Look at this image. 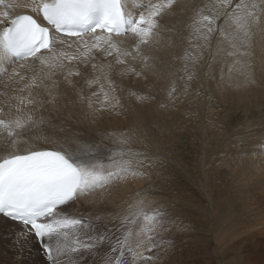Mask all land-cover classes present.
<instances>
[{"label":"snow or ice","instance_id":"1","mask_svg":"<svg viewBox=\"0 0 264 264\" xmlns=\"http://www.w3.org/2000/svg\"><path fill=\"white\" fill-rule=\"evenodd\" d=\"M4 4L5 0H0V5ZM18 7L30 14L16 12ZM256 8V0H149L135 12L126 9L124 0H22L5 6L0 12V61L10 60L17 67L9 74L0 64V77L7 75L11 82L5 84L11 94L0 92V217L16 227L13 245L20 253L34 238L48 264H80L86 253L105 244L103 264H159L160 253H166L171 244L166 247L157 239L167 214L154 208L152 202L143 198L134 201L120 215L118 225L99 233L91 223L69 217L62 208L97 190L103 198L107 186L114 182L146 175L133 167V161L137 166L143 164L136 159L143 154L121 148L103 156L75 138L48 137L41 128L44 117L34 114L44 103L57 107L61 83L72 89L76 96L73 103H86L93 115L123 107L115 95L111 73L123 66L121 76L146 79L145 74L153 70L149 61L156 59L150 52L161 40V20L191 9L185 27L190 44L195 40L192 46L197 52L185 50L180 58L185 75L169 74L173 79L167 91L168 103L160 105L174 106L196 75L202 58L199 53L209 48L217 35V53L227 57L247 45L256 23ZM121 36L130 37L132 44L125 47L118 39ZM129 61L142 62L140 70ZM89 65L97 73L94 78L88 74ZM231 72L229 67V83ZM57 73L62 74V81L53 79ZM76 78L90 90L93 85L99 88L85 95ZM39 89L47 93V101L40 97ZM129 94L138 103L154 99L136 91ZM41 141L54 146L37 147ZM118 142L128 144L131 138L121 134Z\"/></svg>","mask_w":264,"mask_h":264},{"label":"bare ground","instance_id":"2","mask_svg":"<svg viewBox=\"0 0 264 264\" xmlns=\"http://www.w3.org/2000/svg\"><path fill=\"white\" fill-rule=\"evenodd\" d=\"M148 2L149 0H124L126 9L131 12H135L141 5H147ZM151 2L163 3L165 0H151ZM194 2L200 3L201 0H194ZM205 2H207V0H205ZM246 2H248V0H246ZM9 3H22V0H5V4L0 5V12H2ZM256 3V23L250 29L247 45L240 51H237L234 56L227 57L224 53H217V40L220 39L219 35H217V38L212 40L211 46L204 49L202 53H199L202 58L196 65V75L192 80L188 81L187 93H181L174 106L162 108L160 105L161 103H168L167 91L173 79L169 74L175 73L176 77L185 75L182 70L183 61L180 59L185 50L187 49L193 53L197 52V49L192 46L195 44V40L190 44L188 40V31L185 27L188 17L191 14V9L184 13L177 11L175 15H165L161 20V24L163 25L160 33L161 40L150 52V55L156 57V59L149 61L153 70L145 74L146 79L134 75L121 76L119 72L123 66H117L111 73L110 79L114 82L117 89L115 95L121 98L123 107L115 110L109 109L106 113L99 112L93 115L89 112L86 103H73L76 100V96L72 89L66 88V86L61 83L59 89L61 95L57 99V107L54 109L53 105L44 103L43 106L37 107L34 114L36 118L43 116L45 119V123L41 125L43 134L48 137L59 136L61 138H75L80 145L91 148L92 151L97 152L99 155L107 156L113 152L114 148H110L109 144L114 145V140L117 137V130H119L118 127L126 126L132 139L139 145L140 150H146L147 147H150L151 144L154 143V141H152L154 138L149 137L147 131L163 128L168 129L169 127L173 128L178 126V128H180L184 116L185 118L183 120L188 118L184 126H189L198 119L200 105L204 103L205 113H207V120L205 118L204 122H209L210 128L215 129L216 127L222 132H233L232 135H234L235 141L240 143L244 141L247 144H251L252 147H262L263 149L264 0H256ZM15 11L19 13H29L27 9L22 7H18ZM221 23H223V21H221ZM118 39L125 42V47L132 44L130 37L121 36ZM129 62L135 63L137 71L140 70L142 62ZM0 64L7 68L9 74L12 72L13 68L17 67V64L12 63L10 60L0 61ZM9 64H11L10 67ZM229 67L232 68L231 83H229ZM222 69L224 72L223 80L221 79ZM81 70L83 71V68H81ZM20 71L21 74H24L25 70L20 69ZM88 74L92 78L97 75V73L92 72L91 66L88 67ZM245 77H247L251 83H248ZM53 79L62 81L63 76L61 73H57ZM76 79L79 87L83 88L85 95H90L91 90H98L99 88V85H93L90 90L83 80L79 78ZM6 83H11L8 81V76L4 75L0 77V92L7 91L11 94V88H5ZM105 88H107L106 84ZM37 91L40 92V97L44 101L49 99L47 93H45L43 89ZM130 91L148 94L154 97V99L149 102L138 103L130 96ZM2 99L3 97L0 96V100ZM93 99L96 98L94 97ZM96 107H99V105H96ZM5 111H7L6 106ZM55 112H58V114L53 116ZM212 120L215 125L211 124ZM49 121H51V124L48 123ZM53 125L55 127H53ZM61 128H63V131H60ZM141 144L143 147H141ZM155 144L159 147V144ZM106 145L110 149L107 148ZM41 146L50 148L54 145L43 144L41 141L37 144V147ZM255 156L256 155H251V157ZM245 163L244 160L242 166H244ZM260 165L264 172V156L262 157ZM184 171L187 175L190 174V170L184 169ZM237 172H239V170ZM142 180H144L143 176L129 178L126 181H116L107 186L105 191L108 189L111 190L105 194L103 198L100 197V190H97L96 193L76 199L75 205L79 208H75L80 210L87 207L88 210H92V215H95L96 210H98L97 207L101 204L100 200L102 201V205L107 202V206L113 209L111 215L106 213V210L104 211L106 219L103 224L106 229L113 228L119 224L120 215L128 209L129 204L133 203L134 199L130 192L131 189H134L136 185H141ZM116 184L118 185L114 186ZM242 185L244 184L242 183ZM145 194L146 193L142 192V195L138 196L137 199H144ZM117 199H120V201L116 204ZM69 204L70 202L62 206V208L67 207ZM98 225L99 230L96 231L97 233L100 232V222ZM2 230L7 233L9 230L16 231V227L13 225L12 221L0 217V232H4ZM31 240L35 239L33 238ZM106 252L107 244H105L104 247L98 248L91 254L86 253L84 257L88 254L90 256L98 255L97 259L93 257V261L97 260V264H103ZM251 254L254 257H258V254H254L253 251ZM245 257L246 256L236 255L233 252V255L231 257L229 256V262L230 264H242L246 260ZM163 259H160V264L167 263V258ZM192 259L193 256H190L185 259L188 261H184V263L181 259L177 262H170L171 264H192Z\"/></svg>","mask_w":264,"mask_h":264},{"label":"rangeland","instance_id":"3","mask_svg":"<svg viewBox=\"0 0 264 264\" xmlns=\"http://www.w3.org/2000/svg\"><path fill=\"white\" fill-rule=\"evenodd\" d=\"M100 99H103L102 93ZM57 114L55 112L53 116ZM206 114L203 103L198 119L191 125L184 126L188 119L186 115L187 119L183 120L184 116L180 128L177 125L147 131V135L154 138V143L146 150H140L127 127L120 126L114 145L109 146L114 148L113 151L123 148L143 154L136 158L143 164L137 166L133 161V167L146 175L141 185H136L130 192L133 202L139 200L136 193H146L145 202H152L154 208L167 214L163 229L157 236L166 247L171 244L166 253L160 254L161 259L167 258L165 264L180 259L184 263L190 256H193L192 264H230L229 256L233 252L246 256L242 264H264V172L260 165L264 148L235 141L233 132L210 128L209 122H204ZM211 124H214L213 120ZM121 134L130 136L132 142L121 145L118 142ZM244 160L246 163L242 166ZM184 169L190 170V174L187 175ZM110 190L105 191L106 194ZM119 201L117 199L116 204ZM75 203V200L70 202L63 212L91 223L95 231L99 230V222L100 232L107 230L103 224L106 219L104 211L111 215L113 209L107 206V202L102 205L100 200L97 207L100 212L94 209L96 216L87 207L78 210ZM9 231L0 232V264H48L38 242L30 239L20 253L13 245L15 231ZM252 251L258 257H254ZM89 256L82 258L80 264H97L93 257L97 259L98 255Z\"/></svg>","mask_w":264,"mask_h":264}]
</instances>
